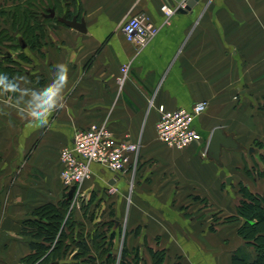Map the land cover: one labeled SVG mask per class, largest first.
<instances>
[{
  "label": "crops",
  "instance_id": "obj_1",
  "mask_svg": "<svg viewBox=\"0 0 264 264\" xmlns=\"http://www.w3.org/2000/svg\"><path fill=\"white\" fill-rule=\"evenodd\" d=\"M15 3L26 25L34 24L29 12L49 14L44 34L15 33L18 47L0 53V264H33L24 224L38 209L72 199L61 180L62 152L76 131L102 124L114 142L139 150L119 173L92 165L66 215L71 227L62 226L63 246L41 264H82L86 258H75L81 242L92 255L103 239L116 252L125 247L131 264H235L237 252L254 259L240 234L238 186L263 194L264 178L236 171L245 170L246 151L264 155V0H200L189 9L184 0ZM135 16L160 28L142 49L123 32ZM73 19L86 32L66 23ZM57 64L68 79L51 109L43 93L55 85ZM124 64L130 74L120 85ZM11 69L19 71L12 81ZM198 102L208 104L194 121L202 143L179 150L161 142L159 108L190 110ZM217 128L240 147L223 148L220 162L208 155Z\"/></svg>",
  "mask_w": 264,
  "mask_h": 264
},
{
  "label": "built area",
  "instance_id": "obj_2",
  "mask_svg": "<svg viewBox=\"0 0 264 264\" xmlns=\"http://www.w3.org/2000/svg\"><path fill=\"white\" fill-rule=\"evenodd\" d=\"M169 16L172 13H168ZM159 27L145 16L131 17L123 25L126 39L137 48H144L159 32ZM130 65L121 67L118 82L124 85L129 78ZM208 108L206 102H198L190 110L167 111L160 107V118L156 124L158 139L173 149L183 150L200 144L203 137L195 128L194 121ZM139 150L138 144L128 141L114 142L113 133L107 124L93 125L87 130H78L72 147L65 148L61 155L63 170L61 180L67 190L77 189L92 176V165L97 164L112 172L124 171L125 164L132 154ZM69 209L71 213L75 200Z\"/></svg>",
  "mask_w": 264,
  "mask_h": 264
},
{
  "label": "trees",
  "instance_id": "obj_3",
  "mask_svg": "<svg viewBox=\"0 0 264 264\" xmlns=\"http://www.w3.org/2000/svg\"><path fill=\"white\" fill-rule=\"evenodd\" d=\"M47 12L48 10L40 14L29 12V16L34 20V24L31 26L26 25L24 21L26 16L24 11L22 13L24 35L25 33H38V35L44 34V25L42 22L47 19ZM0 15L5 16L6 10L0 9ZM12 16L14 17V21H19L17 17L15 18L14 14H12ZM8 31V29H2L0 27V53L3 51L2 48L8 46L9 44H12L10 45L11 48L14 46L18 47V45H13L15 40ZM27 42L33 48L39 46L38 44H40L39 42H30L29 40ZM19 48H21V45H19ZM4 60L10 61V63L15 62L7 55ZM12 71L14 72V70ZM17 72L19 71H15L9 75V79L11 80L13 77L12 75ZM241 191L243 193V199L238 207V213L241 217L246 219V223L240 229V234L245 240H247V242H249L251 246L254 247L257 255L254 259H250L248 254L237 252L234 255L233 260L235 264H264V193L254 194L244 185H242ZM70 205L71 199L67 195V198L59 207L49 205L38 209L35 213V218L26 221L24 224V234H28L34 239L32 243L34 253L29 257V260H32L33 264H41L42 257L45 255V257H49V255L46 254L48 251L50 254H54L63 246L64 233L62 226H70L72 224L70 217L66 220V215L69 212ZM41 240L44 243H42ZM112 245L113 243L111 242L110 244H105L103 239L101 242L95 244V254L92 253V255H90L91 250L89 247L81 242V249L75 258H86L82 264H131L129 263L130 258L127 257L128 255L125 247L121 248L119 252H116L112 248ZM163 255L164 254L162 253L160 260H158L159 262H162Z\"/></svg>",
  "mask_w": 264,
  "mask_h": 264
},
{
  "label": "rangeland",
  "instance_id": "obj_4",
  "mask_svg": "<svg viewBox=\"0 0 264 264\" xmlns=\"http://www.w3.org/2000/svg\"><path fill=\"white\" fill-rule=\"evenodd\" d=\"M16 1L18 0H0V9L6 10V15L2 16L0 15V27L8 29L9 33L11 35L15 33H24L23 31V23H22V13L24 12L22 9L23 7L21 5L16 6ZM49 14V12H47ZM12 14L15 15V18L17 17L19 19L18 22L14 21V17ZM8 15V16H7ZM11 19L12 23L9 26V20ZM21 26V27H20ZM15 44V43H13ZM7 46L3 47L2 49H6ZM263 145H261L262 147ZM264 154V153H263ZM243 161L245 163V170H238L236 172H240L237 174H241L240 176H245L248 173H255L257 177L264 178V155L259 154L258 151L255 152V155L250 156L247 151L243 154ZM250 159V160H249ZM251 168V169H250ZM247 171V172H246ZM231 178L228 177L226 179V183L231 185ZM242 186H238V190L242 193L241 191ZM243 195V193H242Z\"/></svg>",
  "mask_w": 264,
  "mask_h": 264
},
{
  "label": "water",
  "instance_id": "obj_5",
  "mask_svg": "<svg viewBox=\"0 0 264 264\" xmlns=\"http://www.w3.org/2000/svg\"><path fill=\"white\" fill-rule=\"evenodd\" d=\"M179 1L182 2L183 0H179ZM184 1L187 5V8L189 9L193 7L200 0H184ZM50 16H54V11H52ZM66 23L69 26L81 32H86L85 24L79 23L76 19H73L72 21H66ZM223 148L237 150L240 147L236 143V141L233 139L232 136H227L221 128H217L214 130L210 138L209 145H208V155L216 162H220L221 153H222ZM75 190H76L75 187L71 189L69 193L71 197L73 196Z\"/></svg>",
  "mask_w": 264,
  "mask_h": 264
},
{
  "label": "clouds",
  "instance_id": "obj_6",
  "mask_svg": "<svg viewBox=\"0 0 264 264\" xmlns=\"http://www.w3.org/2000/svg\"><path fill=\"white\" fill-rule=\"evenodd\" d=\"M59 69L57 80L55 85L48 91L44 92L43 95L47 97L48 106L51 109L56 107L57 97H59L66 86L68 79V69L64 64H57ZM4 82V77L0 76V83Z\"/></svg>",
  "mask_w": 264,
  "mask_h": 264
}]
</instances>
